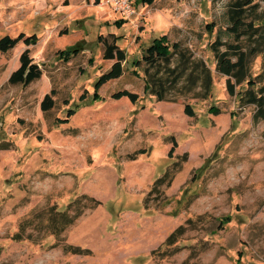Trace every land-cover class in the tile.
Listing matches in <instances>:
<instances>
[{
    "label": "rangeland",
    "instance_id": "obj_1",
    "mask_svg": "<svg viewBox=\"0 0 264 264\" xmlns=\"http://www.w3.org/2000/svg\"><path fill=\"white\" fill-rule=\"evenodd\" d=\"M235 1L134 0L126 19L103 0H0V38L38 37L0 51V264H264V102L246 94L250 76L264 85V53L231 95L211 46L248 51L264 32L235 35ZM244 9L264 22V0ZM164 34L171 58L148 66ZM104 38L127 60L95 94L115 62ZM26 49L42 76L13 84ZM125 89L140 99L112 97ZM58 211L77 216L59 234Z\"/></svg>",
    "mask_w": 264,
    "mask_h": 264
},
{
    "label": "trees",
    "instance_id": "obj_2",
    "mask_svg": "<svg viewBox=\"0 0 264 264\" xmlns=\"http://www.w3.org/2000/svg\"><path fill=\"white\" fill-rule=\"evenodd\" d=\"M99 2V0H97ZM154 0H142V4H152ZM253 0H236L235 6L236 9H234V15H233V30L235 35H237L239 38L243 34H248L250 38L255 36L260 30L264 31V22L263 19H254L253 21L245 22L243 17V11H245V6H248L252 4ZM140 5V4H139ZM123 22V21H122ZM121 22V23H122ZM245 27L243 31H241V28ZM257 38H260L257 40L255 45L249 47L248 51L243 50L242 46L240 45H229V49L226 51L220 52V46L224 45L225 43L221 42L220 40L216 39L212 46L213 51L215 52V56L217 57V68L218 70L228 76V90L231 95H235L236 84H241L245 80H247V77L250 75V59L258 54V53H264V32L260 34ZM168 39L167 35H163L160 38H156L152 41V44L146 48V52L144 54V57L141 61H145V63L150 66L153 65L155 62H157L158 59H162L164 61H169L172 55V51L169 49V45L166 43ZM23 41L27 45L36 44L38 41V37L35 34H32L30 36H26L24 33H20L17 37H12L10 35H5L0 38V51L1 52H7L10 49L17 46V44ZM105 43V52H104V59L108 60H115L112 67L100 75L98 80L95 83V94L98 92V90L108 81L119 78L125 70V67L123 65V62L127 60L126 53L124 49H122L116 42L109 43L107 42V39L102 40ZM74 52L77 54L79 51L75 48L73 49ZM232 52V53H231ZM232 56L236 57V60L233 59ZM141 61H136L135 65L139 66L141 64ZM20 66L17 70H15L10 78L9 81L13 84H22L23 86H28L33 81L39 79L42 76V69L40 66L33 61V58L30 56V49H26L20 57ZM259 77L264 76V68L263 71L259 73ZM232 78H235L236 82H232ZM149 83L151 81L148 79ZM248 87L246 89V94L248 96V102L249 103H262L264 102V85L261 86L259 89H256L257 81H255L251 76L248 80ZM151 89H152V83H151ZM242 92L241 98H244V92ZM161 95H159L160 100H163L165 97L164 92H159ZM114 98H122V97H128L132 103H136L140 99V95L136 92H132L129 90H121L112 95ZM83 98V97H82ZM54 105V99L52 98L51 94L48 93L45 95L41 106L43 110H49ZM187 111L190 112L189 107H187ZM75 114L74 109H68V114L66 119H61V122H66L70 116ZM176 144V142H175ZM174 152V147L170 151L171 156ZM140 153H145V151H140ZM187 156V155H186ZM173 179V175H171V172H166L163 177L159 178L156 181V185L164 184L167 182V184H170ZM158 190L157 188L153 191ZM159 192V191H158ZM167 200V199H166ZM166 200L164 202H166ZM89 207L93 208L97 204L100 203V201H97L93 197H88ZM163 202V203H164ZM162 203V204H163ZM61 215L60 218L56 221L52 222V226L54 228V232L59 234L62 232L68 225L74 222L75 218L77 216H74L72 219H69L67 216V213L64 211H58ZM184 232V227L181 226L177 230H175L173 233L170 234V236L167 238V240L162 244V248L164 246L168 247L170 245H173L177 242V239L180 235H182ZM155 253V252H154Z\"/></svg>",
    "mask_w": 264,
    "mask_h": 264
},
{
    "label": "built area",
    "instance_id": "obj_3",
    "mask_svg": "<svg viewBox=\"0 0 264 264\" xmlns=\"http://www.w3.org/2000/svg\"><path fill=\"white\" fill-rule=\"evenodd\" d=\"M103 2L126 19L132 17L135 13L134 0H103Z\"/></svg>",
    "mask_w": 264,
    "mask_h": 264
},
{
    "label": "crops",
    "instance_id": "obj_4",
    "mask_svg": "<svg viewBox=\"0 0 264 264\" xmlns=\"http://www.w3.org/2000/svg\"><path fill=\"white\" fill-rule=\"evenodd\" d=\"M120 20H122V19H120ZM118 24H121V21H120V22H118ZM164 35H165V34H164ZM155 39H156V38H155ZM152 41H153V40H152ZM150 45H151V44H150ZM150 45H149V46H150Z\"/></svg>",
    "mask_w": 264,
    "mask_h": 264
}]
</instances>
